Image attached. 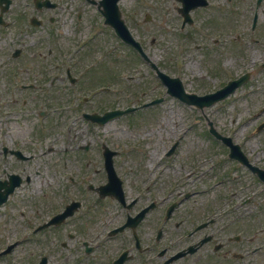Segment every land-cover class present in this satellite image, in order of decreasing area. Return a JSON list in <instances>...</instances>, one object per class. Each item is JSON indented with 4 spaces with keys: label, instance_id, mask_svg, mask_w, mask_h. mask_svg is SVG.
Masks as SVG:
<instances>
[{
    "label": "flooded vegetation",
    "instance_id": "flooded-vegetation-1",
    "mask_svg": "<svg viewBox=\"0 0 264 264\" xmlns=\"http://www.w3.org/2000/svg\"><path fill=\"white\" fill-rule=\"evenodd\" d=\"M68 15L74 23L89 18L82 10ZM33 16L34 8L30 19L24 14L12 22L4 14L0 17V72L9 48L17 44L24 28L31 27ZM224 34L231 41L232 27L225 26ZM217 45L215 41L209 52L201 53L202 60H209L211 54L223 60L225 48L216 49ZM196 47L202 50L200 45ZM11 70L6 65L1 76L5 96L13 88ZM205 90L201 83L198 91ZM25 97V90H18L5 104L0 119V252L5 229L19 219L23 228L31 223L36 226L32 236H27V240H36V264H264L261 220L229 218L232 213L204 204L154 202L149 188H139L135 179L129 192L124 188L123 202L101 196L99 186L105 183L106 174L98 155L96 164L82 155L75 172L66 165L69 170L59 172L66 183H56L55 171L41 177L36 166H27L35 155L23 141ZM78 109L76 104L71 111ZM34 111L27 109L28 115ZM85 111L102 113L104 109L94 105ZM31 130L36 137V126L31 125ZM116 173L120 178L124 174L136 178L144 171L141 162L126 160Z\"/></svg>",
    "mask_w": 264,
    "mask_h": 264
},
{
    "label": "rangeland",
    "instance_id": "rangeland-1",
    "mask_svg": "<svg viewBox=\"0 0 264 264\" xmlns=\"http://www.w3.org/2000/svg\"><path fill=\"white\" fill-rule=\"evenodd\" d=\"M211 3L212 6L207 10L193 12L195 24L186 26L182 31L179 30L181 19L176 16V6H179V3L175 0H121L120 8L132 28V33L140 40L151 60L166 74L180 77L188 91L198 89L195 80L199 75V65L194 44L203 41L201 39H205V43L209 44L210 38L215 36L212 34L218 31L224 33V29L220 27L228 23L240 28L243 40L237 43L234 40L236 35H232L233 43L229 44V50L225 55L227 68L232 69L233 72L253 69L254 77L251 83L239 88L229 99L209 108L206 115L215 123L218 131L224 134L230 133L234 142L241 144L243 152L250 158L252 164L264 169V130L259 133L254 131L256 124L264 117V114L259 113L264 105V70L260 69V64L264 62V2L261 6L263 12L259 16L260 35L254 36L261 39L259 44H252L251 35L248 28L246 29L250 24L248 15L253 0H234L230 7L232 14L220 8H224L223 0H211ZM144 14H150L151 22L143 23ZM48 15L49 12L46 13V17ZM228 17L231 18L227 19ZM245 31L246 33L243 34ZM198 32L201 35H198ZM49 33L48 23L36 31V37H39L36 52H40L36 54V73L42 68L44 61L52 57L48 54L52 47L51 39L47 38ZM100 38L104 43L97 46L98 51L94 50L93 55L88 52L85 54L88 58L87 62L93 57L99 58L100 53L106 54L102 63L108 73L101 80L102 85L108 90V93L102 95L105 106H109L114 101H119L121 108L137 106L140 102L149 100L147 99L149 97L162 94L160 84L145 63L135 60L122 44L111 39L107 33H101ZM222 38L227 41L228 36L222 35ZM153 39L154 43L151 44ZM228 43L227 41L226 48ZM63 53L64 49L61 55ZM243 54L246 55V62L239 69ZM117 60L119 63L115 62ZM117 75L122 77L116 83ZM123 76H132V79L127 80ZM61 84L57 82L56 87ZM114 92L119 94V99H115ZM142 93H145L147 98H139ZM142 111L144 113L131 114L133 116L111 121L99 130L90 129L93 132L90 138L110 142L141 140L134 152L140 160L143 159L141 167L144 163L149 164L154 156L153 162L158 160V156L162 154L160 151L162 143L167 145L170 141L178 140L175 156L169 162L153 164V169L150 170L153 173L148 176L150 182L157 180V186H166L165 189L167 187L170 189L172 184L180 183L181 193L190 195L188 199L183 200L186 203L216 205L221 202L246 201L248 205L255 204L248 209H256L259 217L264 219L262 185L246 168L228 159L227 150L222 145L216 143V146H211V142L203 136L205 132L203 125L194 124L198 115L193 110L173 98H166L156 109ZM83 127L75 139L70 137L67 153H74L76 145L87 137L86 128ZM26 133L23 132V136ZM48 144L49 142L46 141L44 146ZM92 144L95 145L96 141ZM26 145L32 146L29 143ZM62 154L63 151L51 152L38 158L37 161L42 170H45L54 164L59 165L60 162L55 157L57 155L60 158ZM15 229L17 232L21 230L17 225ZM33 252L36 253V245L31 242L20 243L15 250L13 264L30 262L27 258H30Z\"/></svg>",
    "mask_w": 264,
    "mask_h": 264
},
{
    "label": "water",
    "instance_id": "water-1",
    "mask_svg": "<svg viewBox=\"0 0 264 264\" xmlns=\"http://www.w3.org/2000/svg\"><path fill=\"white\" fill-rule=\"evenodd\" d=\"M167 80V79H166ZM171 83H174L176 85V90L175 91H178L180 90V83L178 82V79H171L170 80ZM119 113V112H116V114ZM112 115V114H111Z\"/></svg>",
    "mask_w": 264,
    "mask_h": 264
}]
</instances>
